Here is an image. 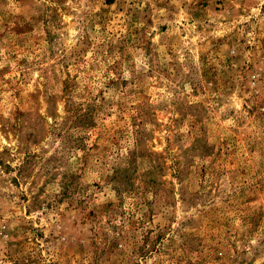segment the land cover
<instances>
[{
    "label": "rangeland",
    "instance_id": "374dc122",
    "mask_svg": "<svg viewBox=\"0 0 264 264\" xmlns=\"http://www.w3.org/2000/svg\"><path fill=\"white\" fill-rule=\"evenodd\" d=\"M0 264H264V0H0Z\"/></svg>",
    "mask_w": 264,
    "mask_h": 264
}]
</instances>
